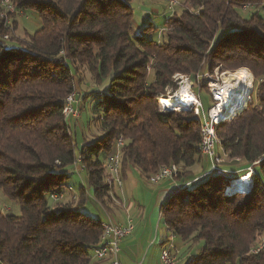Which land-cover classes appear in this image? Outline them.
<instances>
[{
    "label": "trees",
    "instance_id": "1",
    "mask_svg": "<svg viewBox=\"0 0 264 264\" xmlns=\"http://www.w3.org/2000/svg\"><path fill=\"white\" fill-rule=\"evenodd\" d=\"M10 1L14 14L31 10L39 24L15 39L17 21L4 25L11 11L0 0V189L20 208L19 216L0 211V264H95L103 222L82 207L94 199L106 209L112 199L106 164L115 141L123 140L121 168L148 179L174 163L175 178L189 176L203 157L199 120L161 112L157 94L177 88L176 73L241 67L252 73V100L217 136L222 154L248 165L182 182L161 212L184 245H200L185 264H264V250L250 253L264 234V0H179L162 29L149 23L135 36L131 0ZM85 74L96 87L76 93ZM71 93L95 102L100 135L80 146L63 113ZM250 170L249 193L232 184L224 193ZM66 193L76 197L64 202Z\"/></svg>",
    "mask_w": 264,
    "mask_h": 264
},
{
    "label": "built area",
    "instance_id": "2",
    "mask_svg": "<svg viewBox=\"0 0 264 264\" xmlns=\"http://www.w3.org/2000/svg\"><path fill=\"white\" fill-rule=\"evenodd\" d=\"M8 1L10 2L12 15L14 14L15 7L10 0ZM177 1L179 0H165L169 15L171 14V8L177 5ZM249 6H244L243 9H246ZM10 19L11 16L5 18V26L8 27ZM3 39H8V34H6V37H3ZM218 70L220 72H217ZM236 71L237 69L221 71L219 68H215L212 72L204 71L203 73L196 74L194 77L191 75L176 73L173 75V80L175 81L177 88L173 91L170 88H166L164 92L157 94L158 107L161 112L167 113L187 110L193 112V114L197 116L199 120V149L201 155L209 162V172H223L221 169L222 156L216 151V147L219 146L217 126L221 122L229 121L237 117L244 109H246L252 100V73L248 70L251 77L247 76L243 79L241 78V86L238 88L235 84L236 82L233 86L230 84V81L232 80L230 79V77H232L231 74L236 73ZM214 73L215 75L213 76ZM200 82L205 84V89L212 100V104L206 109L199 98L201 95ZM183 87L186 91L183 95L181 104L170 106L164 102L166 98H169L170 95H174ZM194 87L197 91L194 90ZM236 89L238 90L236 91ZM236 93H238V96L235 95ZM77 104L78 100L75 93H71L65 98V106L63 110L65 117L77 113ZM122 146L123 140L119 137L114 143L112 152L107 156L106 182L110 186H113V188H120L122 186ZM179 170L180 167L174 163L161 166L157 171L152 173L147 180L149 183L155 184L163 180L174 179ZM250 173H252L251 170ZM231 182L232 181H230V183ZM227 189L228 186L225 187V194L228 193ZM250 189L251 185L248 190H244L245 193H248ZM133 229L134 224L130 219H128L125 224H119L113 220L103 223L99 242L92 251L93 258L97 261L109 260L110 264H122L118 258L120 253V243L133 231ZM261 250H264V234L258 238L256 244L250 249V253L256 254ZM160 261L161 264H176V253L173 250L172 245L169 244L162 248ZM134 264H142V262L138 261Z\"/></svg>",
    "mask_w": 264,
    "mask_h": 264
},
{
    "label": "crops",
    "instance_id": "3",
    "mask_svg": "<svg viewBox=\"0 0 264 264\" xmlns=\"http://www.w3.org/2000/svg\"><path fill=\"white\" fill-rule=\"evenodd\" d=\"M121 173L122 186L113 188L112 199L107 203V208H103L96 202L102 209L103 218L99 219L103 223L113 220L119 224H125L130 219L134 224L133 231L120 243L118 255L120 262L134 264L141 261L142 264H161V250L169 244L172 245L176 253V264H179L180 260L187 259L186 261H188L193 256L191 251H188L190 247L184 245L167 229L161 209L182 182L188 183L191 178H197L203 173L193 175L190 171L189 176L167 179L155 184L149 183L138 169L131 166L121 168ZM75 193H66L64 197L65 200H68L66 202H70L73 197H76ZM161 222L162 226H160ZM182 249H186L187 252L180 256ZM94 263L110 264L109 260L98 262L95 260Z\"/></svg>",
    "mask_w": 264,
    "mask_h": 264
},
{
    "label": "rangeland",
    "instance_id": "4",
    "mask_svg": "<svg viewBox=\"0 0 264 264\" xmlns=\"http://www.w3.org/2000/svg\"><path fill=\"white\" fill-rule=\"evenodd\" d=\"M131 11H132V17H133V24L130 34L132 36L141 34V31L144 26L151 23L154 28H156V31L159 29H162L165 22V17L169 15V11L167 10V4L165 0H131L129 4ZM185 5H183L184 7ZM182 7H177L176 10L180 12ZM254 9H248L243 12V15H248V13L253 12ZM23 12L15 13L14 15H11L10 22L12 23V20L15 19L17 22L16 30L14 35L16 36L15 39H24L26 34H32L37 25L39 24L37 16L32 12L31 10H26ZM260 14L264 16V13L259 10ZM10 35H8L9 38ZM152 40H158L159 37H157L156 32L151 34L149 37ZM9 43V42H8ZM243 69V68H239ZM215 70V68H214ZM236 70V69H234ZM238 70V69H237ZM217 72H220L219 70ZM203 73V72H202ZM215 73L213 74V76ZM149 78L151 79L152 76L149 75ZM79 87H76V93L80 90L81 92L89 91L92 87H96L94 83L92 82L91 78L88 74L83 75V79L81 81ZM203 83L200 82V86L202 87ZM206 88V87H205ZM194 90L196 88L194 87ZM197 91V90H196ZM200 101L202 102L203 106L208 108L212 104V100L207 92L206 89H201V95L199 96ZM253 100L255 103L258 101V96H256L253 93ZM84 103L82 101V104L78 103L77 105V113L74 115L66 116V120L71 128V131L74 133L75 131V141L80 146L82 144L83 139H92L94 135L98 136L100 133L98 132V126L94 125L96 124V115L93 113V107L95 106L94 101H88V103L84 106ZM177 112V111H176ZM81 115V116H80ZM80 123V125H78ZM88 139V140H89ZM216 151L221 154L222 156V165L225 168L230 169H236L240 167L247 166L246 162L244 160H238V161H231L229 160L224 154L221 153L220 146L216 147ZM201 161L197 162L193 167L190 168V171H192L193 175H200L204 171H207L210 169L209 162L202 157ZM234 162L235 165L230 167L229 165H232ZM79 170V167H78ZM80 174H83V171L79 170ZM250 173V172H249ZM147 180V179H146ZM252 180V178H251ZM69 183L73 185V187L76 189L78 187L79 178L76 172L73 171L69 177ZM148 181V180H147ZM77 182V183H76ZM252 182V181H251ZM85 184V181H84ZM251 185V184H250ZM248 188L250 186H247ZM241 189L240 192L243 194L245 193L244 190H247L248 188ZM233 191V190H232ZM250 192V191H249ZM248 192V193H249ZM228 194V193H227ZM67 200V199H66ZM65 199H63L64 202H66ZM68 201V200H67ZM0 211L4 214L11 213L13 215H20V208L18 204L14 201H11L8 199L2 190L0 189ZM83 213H85L89 217L94 218H103V212L99 205L96 204V202L92 199H88L85 203V205L82 207ZM101 219V218H100ZM162 226V222L161 225ZM200 248V245H192L188 251H191V255H194ZM185 252H187L186 249H182L180 256L185 255ZM187 260V259H186ZM186 260H180L179 264H185Z\"/></svg>",
    "mask_w": 264,
    "mask_h": 264
},
{
    "label": "bare ground",
    "instance_id": "5",
    "mask_svg": "<svg viewBox=\"0 0 264 264\" xmlns=\"http://www.w3.org/2000/svg\"><path fill=\"white\" fill-rule=\"evenodd\" d=\"M3 4L5 5L6 9L8 11H11L10 9V4H9V1L8 0H3ZM172 9V8H171ZM232 77H230V79H232L230 82V84L233 86L234 83L237 85L238 88H240L241 86V83H240V79L244 78V77H251L249 71L246 69V68H243V69H238L236 71V73L234 74H231ZM238 89H236L237 91ZM185 88L183 87L180 91L176 92L174 95H170L169 98H166L164 100V102L166 104H169L170 106H173V105H179L181 104L182 100H183V95L185 93ZM236 96H238V93L235 94ZM251 173H247V174H244L242 175L241 177L235 179V180H232V182L228 185V188L229 186H231L232 184V188L236 189V190H241V189H244L246 188L247 186H250L251 184ZM248 188V187H247ZM249 189V188H248ZM228 190V189H227ZM232 191V190H231ZM231 191H229L228 193H230ZM235 191V190H234Z\"/></svg>",
    "mask_w": 264,
    "mask_h": 264
},
{
    "label": "water",
    "instance_id": "6",
    "mask_svg": "<svg viewBox=\"0 0 264 264\" xmlns=\"http://www.w3.org/2000/svg\"><path fill=\"white\" fill-rule=\"evenodd\" d=\"M248 190V189H247Z\"/></svg>",
    "mask_w": 264,
    "mask_h": 264
}]
</instances>
